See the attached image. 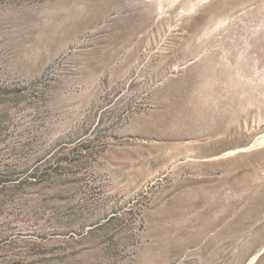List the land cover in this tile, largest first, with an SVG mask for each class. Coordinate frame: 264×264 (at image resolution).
<instances>
[{
  "label": "rangeland",
  "instance_id": "obj_1",
  "mask_svg": "<svg viewBox=\"0 0 264 264\" xmlns=\"http://www.w3.org/2000/svg\"><path fill=\"white\" fill-rule=\"evenodd\" d=\"M263 135L264 0H0V264H264Z\"/></svg>",
  "mask_w": 264,
  "mask_h": 264
},
{
  "label": "bare ground",
  "instance_id": "obj_2",
  "mask_svg": "<svg viewBox=\"0 0 264 264\" xmlns=\"http://www.w3.org/2000/svg\"><path fill=\"white\" fill-rule=\"evenodd\" d=\"M216 71H217V70H216ZM216 71H215V72H216ZM206 72H207V71H206ZM213 72H214V70H213ZM233 72H234V71H233ZM216 73L218 74V71H217ZM229 73H230V72H229ZM209 74H210V73H209ZM212 75H213V74H212ZM208 76H209V75H208ZM221 77H222V76H221ZM235 77H236V76H235ZM235 77H234V78H235ZM217 78H218V77H217ZM227 78H228V77H227ZM227 78H226V79H227ZM232 78H233V77H232ZM224 82L226 83L225 79H224ZM222 83H223V82H222ZM229 83H230V82H229ZM236 83H237V82H236ZM217 84H218V83H217ZM217 84H216V85H217ZM220 84H221V83H219V85H220ZM209 85H210V84H209ZM233 86H234V85H233ZM203 87H204V86H203ZM215 87H216V86H215ZM222 87H223V85H222ZM227 87H228V86H227ZM217 88H218V87H217ZM225 88H226V87H225ZM232 89H233V88H232ZM201 90H202V89H201ZM212 91H213V90H212ZM212 91H211V92H212ZM204 92H205V95H206V97H207L206 100H210L211 97H212V94H213V93L210 92V90L207 88V86L205 87ZM201 93H202V92H201ZM202 94H203V93H202ZM223 94H224V93H223ZM216 95H217V94H216ZM218 95H219V94H218ZM220 95H221V94H220ZM233 95H234V93H233ZM213 96H215V94H214ZM234 96H235V95H234ZM237 96H238V95H237ZM220 97H221V96H220ZM220 97H219V99H220ZM202 98H203V97H202ZM230 98H231V97H230ZM214 99H216V98L214 97ZM225 99H226V98H225ZM231 99H232V98H231ZM231 99H230V100H231ZM239 99H240V98H239ZM234 100H235V99H234ZM240 100H241V99H240ZM222 101H223V100H222ZM232 101H233V100H232ZM232 101H231V102H232ZM238 101H239V100H238ZM243 101H245V99H244ZM200 102H201V100H200ZM208 102H209V101H208ZM241 102H242V101H241ZM216 103H217V102H216ZM245 103H246V102H245ZM220 104H221V103H220ZM223 104H225V103H223ZM243 104H244V103H243ZM199 105H200V104H199ZM199 105H198V106H199ZM209 105H210V102H209L208 104H206V106L210 107ZM217 105H218V104H217ZM231 105H232V104H231ZM200 106H201V105H200ZM221 106H222V105H221ZM233 106H234V105H233ZM233 106H232V107H233ZM248 107H250V106H248ZM217 108H219V106H218ZM220 108H221V107H220ZM227 108H228V107H227ZM254 109H255V108H254ZM189 110H190V109H189ZM206 110H208V109H206ZM190 111H191V110H190ZM192 111H193V110H192ZM216 112H217V111H216ZM193 117H194V116H193ZM206 119H207V118H206ZM192 120H193V119H192ZM194 121H195V120H194ZM199 125H200V124H199ZM204 131H205V130H204ZM258 145H264V135L262 136L261 140H260L258 143H255V144L253 145V147H256V146H258Z\"/></svg>",
  "mask_w": 264,
  "mask_h": 264
}]
</instances>
